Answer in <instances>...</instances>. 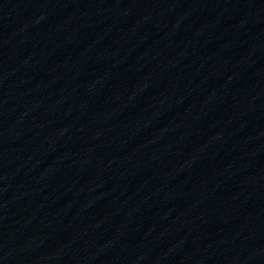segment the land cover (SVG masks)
<instances>
[{"label": "water", "instance_id": "95a60500", "mask_svg": "<svg viewBox=\"0 0 264 264\" xmlns=\"http://www.w3.org/2000/svg\"><path fill=\"white\" fill-rule=\"evenodd\" d=\"M0 264H264V0H0Z\"/></svg>", "mask_w": 264, "mask_h": 264}]
</instances>
